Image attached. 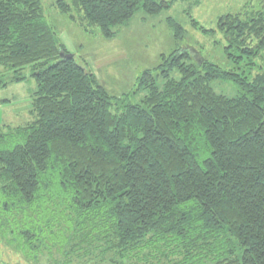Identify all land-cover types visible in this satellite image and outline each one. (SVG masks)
<instances>
[{
    "label": "trees",
    "instance_id": "1",
    "mask_svg": "<svg viewBox=\"0 0 264 264\" xmlns=\"http://www.w3.org/2000/svg\"><path fill=\"white\" fill-rule=\"evenodd\" d=\"M170 4L55 8L110 38L139 7ZM236 9L217 28L237 67L177 50L161 56L162 86L141 74L133 104L65 50L40 0H0V73L18 83L30 68L36 83L29 121L0 128V232L30 264H264V0Z\"/></svg>",
    "mask_w": 264,
    "mask_h": 264
},
{
    "label": "rangeland",
    "instance_id": "2",
    "mask_svg": "<svg viewBox=\"0 0 264 264\" xmlns=\"http://www.w3.org/2000/svg\"><path fill=\"white\" fill-rule=\"evenodd\" d=\"M56 1L40 0L45 22L76 61H86L84 66L113 98L129 95L131 103L140 104L144 92L138 87V78L150 70L157 85L162 86L164 80L157 69L161 56H169L177 50L201 55L223 68L237 67L224 53L227 41L217 28V20L237 10L236 7L247 0H167L171 1L169 8L157 15H146L139 7L129 21L114 29L110 38L85 31L78 22L71 21L55 8ZM170 20L182 28L180 38L175 36ZM242 68L243 63H240L238 69ZM20 75L24 78L22 81L10 83L14 74L0 73V128L18 127L29 121L36 83L30 68H25ZM170 77L179 79L176 71L171 72ZM214 86L228 96L235 91L228 83ZM7 234L0 232V264L32 263L30 255L25 254L27 251L17 245V237L9 234L10 239Z\"/></svg>",
    "mask_w": 264,
    "mask_h": 264
},
{
    "label": "water",
    "instance_id": "3",
    "mask_svg": "<svg viewBox=\"0 0 264 264\" xmlns=\"http://www.w3.org/2000/svg\"><path fill=\"white\" fill-rule=\"evenodd\" d=\"M69 58L71 59V58H72V56L70 55V56H69Z\"/></svg>",
    "mask_w": 264,
    "mask_h": 264
}]
</instances>
